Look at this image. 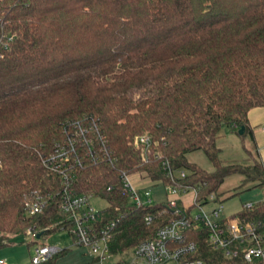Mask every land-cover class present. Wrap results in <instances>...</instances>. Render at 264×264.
<instances>
[{
    "label": "trees",
    "instance_id": "1",
    "mask_svg": "<svg viewBox=\"0 0 264 264\" xmlns=\"http://www.w3.org/2000/svg\"><path fill=\"white\" fill-rule=\"evenodd\" d=\"M254 106H264V0H0V246L12 234L67 227L57 198L40 213L25 211L34 190L54 196L60 188L41 156L63 136L65 121L95 117L108 138L113 161L87 163L71 186L104 198L105 216L122 214L109 242L121 252L173 215L161 202L132 204L123 171L166 184L167 160L203 196L233 172L264 185L259 155L224 163L216 143L225 127L254 141L247 116ZM145 133L144 150L135 140ZM198 149L213 171L188 160ZM149 212L157 217L148 225ZM236 214L263 219L264 195ZM187 237L208 264H260L211 249L204 227ZM65 251L31 264H57Z\"/></svg>",
    "mask_w": 264,
    "mask_h": 264
},
{
    "label": "built area",
    "instance_id": "2",
    "mask_svg": "<svg viewBox=\"0 0 264 264\" xmlns=\"http://www.w3.org/2000/svg\"><path fill=\"white\" fill-rule=\"evenodd\" d=\"M135 141L143 145L145 150L151 138L145 133ZM112 153L108 138L95 117L85 115L65 121L63 136L50 151L41 156L43 165L59 175L60 188L54 196L34 190L25 200L26 213H40L50 198H57L58 208L65 212L68 222L64 228L78 244L87 247L95 255L99 264H208L196 254L197 241L187 237L190 230L200 227L206 228V243L211 249L221 250L228 258L241 255L247 262L258 260L264 264V218L248 220L236 213L223 215L222 203L214 192L201 195L200 185L183 182L188 172L184 169L173 170L167 160H162L161 165L170 182L164 184L160 181L170 197L161 203L171 209L173 215L159 225L151 237L121 252H112L109 242L122 214L105 216L108 202L103 208L95 207L91 198L101 196L93 192H75L71 186L72 176L77 169L87 163L112 162ZM129 174L123 171L120 175L128 200L137 207L153 204L150 191L145 189L141 192L133 186ZM111 188L112 185L107 187L108 190ZM186 195H190V199L184 205L182 197ZM215 201L219 203L217 206L205 208L206 204ZM252 204L245 203L243 208H250ZM156 217L157 214L149 212L144 215V221L149 225ZM60 249L41 243L35 247L30 261L38 263L46 260ZM0 264H6L5 260L0 259Z\"/></svg>",
    "mask_w": 264,
    "mask_h": 264
},
{
    "label": "rangeland",
    "instance_id": "3",
    "mask_svg": "<svg viewBox=\"0 0 264 264\" xmlns=\"http://www.w3.org/2000/svg\"><path fill=\"white\" fill-rule=\"evenodd\" d=\"M226 128L221 130L216 141L217 146L220 148L219 158L224 163H252L253 159L258 157L254 141L249 135L241 137L235 131L233 133L228 132L229 129ZM187 158L190 162L195 163L208 172L214 169L211 160L200 149L189 152ZM139 174L141 176H138ZM129 180L141 192L145 189L149 190L153 203L164 202L170 197L165 190V185L160 180H152L145 172L130 173ZM254 183L253 180L245 181L244 175L239 172H233L225 176L214 192L222 203V214L229 216L240 211L245 203H256L262 199L264 185L254 186ZM189 196L182 197L184 198V205L188 204ZM217 201L206 204L205 208L209 209L217 206L219 204ZM91 202L98 208H103L107 205V201L102 197H93ZM178 205L182 207L180 201H178ZM35 235L34 232L29 230L25 233L10 235L8 242L0 246V259L5 260L6 264H31L30 259L35 247L41 243H46L65 248L66 251L57 257V264H99L95 259V255L90 253L87 247L78 244L65 228L43 234L38 238Z\"/></svg>",
    "mask_w": 264,
    "mask_h": 264
},
{
    "label": "crops",
    "instance_id": "4",
    "mask_svg": "<svg viewBox=\"0 0 264 264\" xmlns=\"http://www.w3.org/2000/svg\"><path fill=\"white\" fill-rule=\"evenodd\" d=\"M247 116L249 124L253 128V138L257 146L258 155L264 165V106L250 108ZM226 129H229L228 132L233 133L232 129ZM237 135L239 134L237 133Z\"/></svg>",
    "mask_w": 264,
    "mask_h": 264
},
{
    "label": "water",
    "instance_id": "5",
    "mask_svg": "<svg viewBox=\"0 0 264 264\" xmlns=\"http://www.w3.org/2000/svg\"><path fill=\"white\" fill-rule=\"evenodd\" d=\"M238 131H239V133H240V134H242V133H243V131H244V126H243V125H242V126H240V128H239V130H238ZM40 236H41V233H37V234L35 235V237H36V238H38V237H40Z\"/></svg>",
    "mask_w": 264,
    "mask_h": 264
}]
</instances>
